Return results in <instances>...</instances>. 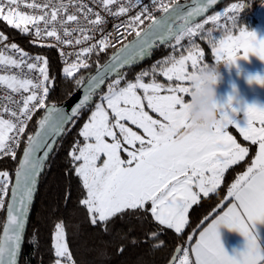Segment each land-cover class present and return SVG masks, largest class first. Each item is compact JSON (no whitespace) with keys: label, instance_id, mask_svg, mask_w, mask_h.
Instances as JSON below:
<instances>
[{"label":"snow or ice","instance_id":"obj_1","mask_svg":"<svg viewBox=\"0 0 264 264\" xmlns=\"http://www.w3.org/2000/svg\"><path fill=\"white\" fill-rule=\"evenodd\" d=\"M150 2L160 11L159 17L143 0H126L127 6L121 0H93L113 16H123L131 8L141 6L125 24L115 27L116 31L124 29L125 39L135 32V39L126 44L121 41L123 46L106 64L98 66L86 85L84 77L75 79L76 87H84L85 91L70 112L47 103L53 83L47 57L30 56L15 43L0 50V86L21 94L20 100L11 95L0 97V101H7L0 103V159L4 156L16 159L29 121L37 111L44 113L37 121V131L27 136L14 183L8 171H0V211L5 210V198L10 192L7 219L0 235V264H19L39 177L58 138L70 130L66 126H75V120L93 98L98 102L79 130L83 143L77 140L68 153L85 190L79 203L87 210L92 226L103 225L107 231L106 226L113 218L142 213L144 218L150 214L157 225L182 234L189 224L190 209L199 205L201 197L217 193L226 172L249 157L250 147L242 145L228 131L229 126H234L243 140L257 146V150L246 170L227 188L226 203L220 204L212 216L204 217L206 226L202 224V230L187 237L188 247L175 249L170 264H264V105L248 103L234 87L233 93L219 98L216 105L219 120L212 130L197 131L189 118L192 105L185 99L192 94L195 70L208 64L204 62V49L195 44L194 38L210 45L215 63L224 61L229 67L239 68L238 61L247 60L250 54L264 61V35L245 27L237 28V14L245 7L241 3L205 15L218 0H192L190 4H181L179 0ZM116 4L119 7L113 12L112 6ZM70 5L75 8L71 13ZM22 6L34 11H21ZM90 16L95 19H89ZM202 16H205L202 22H196ZM0 20L23 34L34 35L36 39L32 42L41 47L73 46L92 39L86 27L69 28L70 23L80 24L81 20L95 26L105 23L104 17L84 0H0ZM145 21H148L146 28ZM219 27H223L224 34L214 35ZM61 30L63 37L80 35L74 40L64 39ZM45 38H53L56 44H45ZM186 38L189 42L186 54L171 55L159 62L163 67L153 65L151 71H141L134 81L125 80L127 73L122 69L150 55L157 43L170 44L174 40L175 51ZM7 39L0 31V44ZM109 47H114L111 34L81 48L76 61L63 68L64 76L74 78L81 68L89 67L84 57ZM9 49L18 56L7 54ZM61 55H65L62 50ZM25 69L28 73L38 72L39 77L28 78ZM157 72L167 81L177 83L175 86L159 83L155 78ZM149 76L151 81L145 82ZM110 77L114 78L107 83V90L100 93ZM248 79L249 83L255 81L264 86V75ZM221 226L245 237L243 250L233 254L226 250ZM145 235L146 240L156 241L160 231ZM66 236L64 223L58 222L53 238L54 264H76ZM162 246L160 241L150 248ZM118 251L122 253L124 248Z\"/></svg>","mask_w":264,"mask_h":264},{"label":"trees","instance_id":"obj_2","mask_svg":"<svg viewBox=\"0 0 264 264\" xmlns=\"http://www.w3.org/2000/svg\"><path fill=\"white\" fill-rule=\"evenodd\" d=\"M183 1L186 0H180V2ZM260 1L262 0H220L205 15L215 13L229 2H243L245 5L243 12L245 13L247 12L246 6L257 4ZM204 18L205 16L199 17L196 22L202 21ZM0 31L8 38H12L21 49L48 58L49 76L53 83L50 85L47 103L59 106L74 93L77 89L75 79L79 78V72L76 73L74 78L64 76L63 68L65 66L60 63L55 47H41L39 44L33 43L30 39L31 34H23L20 30L7 25L2 20H0ZM194 41L201 43L205 51V59L209 64L213 63L214 56L208 43L199 37L194 38ZM183 42L188 44V39ZM174 44V40L170 44L157 43L150 55L122 69L123 72L127 73L125 80H133L141 70L152 65H160L159 62L164 57L178 55L185 51L186 45L182 46L178 52L177 47L174 51L172 47ZM118 49L119 47L100 52L88 63V68L81 69H87L92 73L96 68L97 60L100 63L105 62ZM113 78L110 77L105 85ZM158 78H160L159 75ZM145 79L149 80V77ZM104 90H106V86H103L99 91ZM97 101L96 98H93V101L81 111V116L75 120L74 127L71 124L66 126L70 130L64 136L58 138L56 147L39 177L37 191L26 225L19 264H54L53 238L55 225L58 222H63L65 225L67 242L76 264H167L175 249L189 246L186 244L189 235L201 230L202 224L206 226L204 217L212 216L220 204L226 203L227 188L240 173L246 170L255 154L256 146H252L249 157L226 172L217 193L210 194L208 198L202 197L199 205H194L191 208L189 211V224L182 234H176L174 230L157 225L150 214L144 218L142 213L126 214L124 217L113 218L106 226L107 231H104L103 225L92 226L89 223L87 210L79 203L84 198L85 190L80 179L75 175L73 164L68 155L77 140L83 143L82 137L79 136V130L91 115ZM43 114V110H39L32 117L25 133L23 147L16 155V159L13 160L11 157L0 159V171H8L12 179L26 146L27 136L37 131V121ZM241 141L245 144L248 143L242 138ZM4 220L5 213L0 222V235ZM153 230L160 231L159 239L156 241L146 240L145 234ZM145 240L146 242H143ZM133 241L136 242L133 243ZM160 241H163L162 247L150 248V245ZM120 247L124 248L122 253L118 251Z\"/></svg>","mask_w":264,"mask_h":264},{"label":"rangeland","instance_id":"obj_3","mask_svg":"<svg viewBox=\"0 0 264 264\" xmlns=\"http://www.w3.org/2000/svg\"><path fill=\"white\" fill-rule=\"evenodd\" d=\"M233 3L244 4L243 2H229L227 5H225L224 7L220 8L217 11H222L226 8H229L231 6V4H233ZM212 14H215V13H212ZM212 14H210V15H212ZM237 16H238L237 28L245 27V28H247L248 31H257L259 34L264 35V0L258 2L257 4L249 5L247 8V12H245V13L243 12V9H242L237 14ZM199 22H202V21H199ZM224 24H225V21L222 18L221 25H224ZM30 27H32V26L29 25V28ZM210 27H213V26L211 25ZM228 27L231 28L230 22H228ZM217 34L218 35L224 34L223 27H219L216 29V32H214V35H217ZM194 42H195V44L199 45L202 48L201 43H199L197 41H194ZM204 42H206V41H204ZM184 45H186V46H185V51L183 53L186 54L187 48L189 46V42L187 44V43H184L182 41L181 45L178 46L176 49L177 52ZM180 54H178V55L176 54V56L178 57ZM239 55L242 57L243 53L241 52ZM165 58H167V57H164V59ZM164 59H162V61ZM204 62L209 64V62L205 59V57H204ZM213 63H215L214 57H213ZM219 64H220L221 70L223 72V80L218 86V92H219V95L221 98H226L229 94L233 93V90L235 87V89L238 90L241 98L244 99L245 101H247L248 103H254L255 102V103H259L260 105H264V86H262L258 83H255V82L249 83V81L247 79L249 74L255 75V74L259 73L261 75H264V61H262L256 55L250 54L249 58L247 60L241 59L238 61L239 68H237L235 65L229 67V66L224 64V61H221ZM156 66L157 67H163L164 65L161 63L160 65H156ZM152 67H153V65L148 67V68H145L141 71H151ZM139 73H137V75ZM89 74H90V72L87 69H83V70L80 69L79 70V77L86 78ZM158 75L160 76V78H158ZM155 78L159 83H163L165 85H168L169 83H171L173 86H175V84L177 83L176 81H171V82L167 81V79L165 77H163L159 72H157L155 74ZM134 80H135V78L133 80L128 79L127 81H134ZM150 81H151V76H149V80L145 79V82H150ZM123 83H124V81H122V86H123ZM106 85H107V83H106ZM106 90H107V88H106ZM106 90H104L102 92H105ZM102 92H100V93H102ZM189 98L190 97H188V96L185 97L186 100H188ZM156 118H159V117H156ZM228 131L231 132V134H233L234 136H236L237 140L242 145L250 147V152H251L252 145H250L249 142L247 144H245L241 141L242 137L239 135L238 131L234 128V126H229ZM256 150H257V146H256ZM256 150H255V152H256Z\"/></svg>","mask_w":264,"mask_h":264},{"label":"built area","instance_id":"obj_4","mask_svg":"<svg viewBox=\"0 0 264 264\" xmlns=\"http://www.w3.org/2000/svg\"><path fill=\"white\" fill-rule=\"evenodd\" d=\"M121 2L125 3V6H127L126 0H121ZM179 2H180V0H179ZM84 3H86L89 8H92L93 11L99 12L100 15L102 17H104L105 23H103L99 26H95V25H89L85 21L81 20L80 24L70 23L68 25L69 28H77L80 26L86 27L88 30V34L92 36V39L86 41L83 44H79V45H73V46L58 45V46H54L58 52L59 61L64 66L76 61V59H77L76 53L79 52L81 48L89 47L91 44L96 43L97 41H99L100 39H102L106 35L111 34L112 43L114 44V47H109L106 50L121 47L123 45L121 43V41H123V43L125 44L127 41H129L131 38H133L135 36V32H133L131 35H127V37L125 39L126 34L124 32V29L121 27L119 31H116L115 27L117 25L125 24L130 17L137 14V12L140 10L141 6L138 5L136 7L131 8L130 11L123 16H113V15H109L108 13H106L98 3H93V0H84ZM143 3L149 5V10L152 11L154 13V15L159 16L161 14L157 8H154L152 6L150 0H143ZM76 7H78V5H76ZM118 7H119V4L113 5L112 11L115 12ZM20 10L25 11V12L34 11L31 9L24 8L23 6L21 7ZM73 11H75V8L70 5L68 8V12L71 13ZM89 19H95V17L90 16ZM147 24H148V21H145V24L143 25V27H146ZM41 26H43V25H41ZM49 27H51V25ZM57 27H59V25H57ZM78 35H80V34L74 33L71 36L63 37V31L61 30V36L64 39L74 40ZM30 39L33 41L36 38L34 37V35L31 34ZM43 42L45 44H56V41L53 38H45ZM12 43H15L14 40L12 38H8L4 43L0 44V50H4L6 45H9ZM61 50L63 51V53H65V55H61ZM25 52L29 53L30 56H36L37 55L33 52H29V51H25ZM99 53L100 52L95 51L91 55L84 57V59L87 61V63H89L93 59V57ZM7 54L18 56V54L13 53L10 49L7 50ZM29 62H31V61H29ZM100 64L101 63L97 60L96 61V67H98ZM12 71L18 72L19 70L18 69H12ZM25 75L31 79H36L39 77L38 72L28 73L26 69H25ZM7 95H11L14 100H20L21 99L20 93H11V90L6 89L4 86H0V97H5ZM23 95H27V93H23ZM0 103H7V101L6 100L0 101ZM5 118H8L7 114H5ZM29 123H30V121H29ZM29 123H28V125H29ZM24 141H25V134H24V136L21 137L19 148L16 150V155L21 151L23 144H24ZM6 157H10V156H4L3 158H6ZM9 196H10V192H9ZM8 201H9V197L5 198V210L0 211V222H1V218H2L4 213L6 216V207H7Z\"/></svg>","mask_w":264,"mask_h":264},{"label":"clouds","instance_id":"obj_5","mask_svg":"<svg viewBox=\"0 0 264 264\" xmlns=\"http://www.w3.org/2000/svg\"><path fill=\"white\" fill-rule=\"evenodd\" d=\"M255 75L249 74L247 79ZM222 80L223 72L218 63L206 64L195 70L188 103L192 105L189 118L196 125L197 131H211L212 126L219 120V109L216 105L220 98L218 86Z\"/></svg>","mask_w":264,"mask_h":264},{"label":"water","instance_id":"obj_6","mask_svg":"<svg viewBox=\"0 0 264 264\" xmlns=\"http://www.w3.org/2000/svg\"><path fill=\"white\" fill-rule=\"evenodd\" d=\"M220 0H218V2H219ZM181 4H190V3H192V0H186V1H183V2H180ZM246 8H248V6H246ZM161 15V14H160ZM159 15V16H160ZM159 16H157V17H159ZM147 27V26H146ZM145 27V28H146ZM135 39V36L133 37V38H131L129 41H127L126 43H130V42H132L133 40ZM125 43V44H126ZM123 46V45H122ZM121 46V47H122ZM121 47H119V49L121 48ZM118 49V50H119ZM117 50V51H118ZM116 51V52H117ZM115 52V53H116ZM113 56V55H112ZM111 56V57H112ZM110 57V58H111ZM109 58V59H110ZM109 59L108 60H106L105 62H103V63H101L99 66H101V65H104V64H106L108 61H109ZM98 71V67H96L95 68V70L92 72V73H90L85 79H84V84L86 85L87 84V82H88V77H90V76H92V75H95L96 74V72ZM84 91H85V88L84 87H80V88H77L75 91H74V93L67 99V100H65L62 104H60L59 106H57V107H62V108H64V109H66L68 112H70L71 111V109L79 102V101H81V99H82V97H83V94H84ZM26 147V146H25ZM24 151V150H23ZM22 155H23V152H22V154H21V158H22ZM20 158V159H21ZM19 166V165H18ZM14 181H15V174H14V177H13V183H14ZM9 200H10V196H9ZM8 203H9V201H8ZM6 219H7V215L5 216V220H4V224H5V222H6ZM4 226V225H3ZM2 233H3V228H2V232H1V235H2ZM178 248H180V247H178ZM174 255H176V253L174 252V254L172 255V257L174 256ZM171 257V258H172ZM171 260V259H170ZM170 260L168 261V263L167 264H170Z\"/></svg>","mask_w":264,"mask_h":264},{"label":"crops","instance_id":"obj_7","mask_svg":"<svg viewBox=\"0 0 264 264\" xmlns=\"http://www.w3.org/2000/svg\"><path fill=\"white\" fill-rule=\"evenodd\" d=\"M220 233L222 242L224 243L226 250L230 254H233L237 250H243L246 240L241 233H239L238 231L231 230L226 226L220 227ZM196 238H198V235L196 236Z\"/></svg>","mask_w":264,"mask_h":264}]
</instances>
